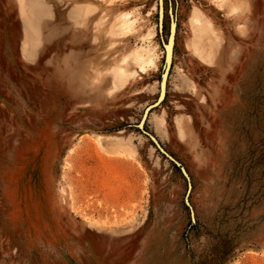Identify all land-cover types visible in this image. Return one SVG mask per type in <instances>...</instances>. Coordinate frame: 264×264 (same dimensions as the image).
Masks as SVG:
<instances>
[{"label":"rangeland","instance_id":"obj_1","mask_svg":"<svg viewBox=\"0 0 264 264\" xmlns=\"http://www.w3.org/2000/svg\"><path fill=\"white\" fill-rule=\"evenodd\" d=\"M159 19L158 0H0V264H264V0ZM173 20L145 131L190 192L139 128Z\"/></svg>","mask_w":264,"mask_h":264},{"label":"water","instance_id":"obj_2","mask_svg":"<svg viewBox=\"0 0 264 264\" xmlns=\"http://www.w3.org/2000/svg\"><path fill=\"white\" fill-rule=\"evenodd\" d=\"M158 5H159V11H160L159 29L161 31L162 26H163L164 0H158ZM175 37H176V24H175V21L173 20L170 37L166 43H163L166 55H165L164 71H163L162 79L160 82V94H159L157 101L145 109L141 122L139 123V128L154 143V145L160 151V153H162L167 159H169L176 166L181 168L183 175L186 177V179L189 182V192H190L192 187H191L190 177L186 169L182 167V165L162 147V145L160 144V142L154 135L145 131V124H146V121L148 120L150 113L152 112V110L158 108L164 102L166 98L167 84H168V79L170 76V71L172 69L173 58H174ZM186 204L191 209L192 214H194L192 206L190 205V202L188 200V196L186 198Z\"/></svg>","mask_w":264,"mask_h":264},{"label":"bare ground","instance_id":"obj_3","mask_svg":"<svg viewBox=\"0 0 264 264\" xmlns=\"http://www.w3.org/2000/svg\"><path fill=\"white\" fill-rule=\"evenodd\" d=\"M198 21V20H196ZM122 24V23H121ZM130 22H125L123 23L121 26V29H127L129 27ZM119 26V27H120ZM120 28H118L119 30ZM129 29V28H128ZM130 30V29H129ZM122 31V30H121ZM134 58V55H131V56H124L118 63V65L116 66V70H115V73L117 75H119L120 78H126L128 77L129 75L132 76V71L130 70L129 68V62H131L130 60H132ZM138 61H140L141 63L143 62V58L142 57H138ZM102 144V147L104 148V145L103 143Z\"/></svg>","mask_w":264,"mask_h":264}]
</instances>
